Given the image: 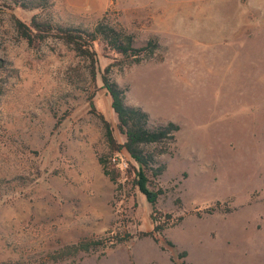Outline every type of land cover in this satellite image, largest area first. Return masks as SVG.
Returning a JSON list of instances; mask_svg holds the SVG:
<instances>
[{"label":"rangeland","instance_id":"rangeland-1","mask_svg":"<svg viewBox=\"0 0 264 264\" xmlns=\"http://www.w3.org/2000/svg\"><path fill=\"white\" fill-rule=\"evenodd\" d=\"M51 1L57 20L94 27L105 18L136 47H159L130 64L96 42L94 80L59 42L17 36L12 17L29 22L38 10L0 4V264H264V0ZM109 65L152 126H180L153 164L162 173L148 172L149 187L164 190L155 206L136 187L127 150L116 181L99 161L111 154L101 113L126 141L103 87ZM169 214L183 219L140 237ZM126 233L113 247L51 258Z\"/></svg>","mask_w":264,"mask_h":264},{"label":"trees","instance_id":"trees-1","mask_svg":"<svg viewBox=\"0 0 264 264\" xmlns=\"http://www.w3.org/2000/svg\"><path fill=\"white\" fill-rule=\"evenodd\" d=\"M7 0H0V4ZM24 9H36L38 12L31 17L29 22L24 21L18 16L12 17V27L17 36L25 40L30 46L41 45L48 40H54L65 46L71 51L79 63H83L93 79L97 78V52L95 43L103 42L108 48L122 55L130 64L140 63L151 60L159 47L155 40H150L142 47L135 46V38L122 25L113 24L105 18L99 20L94 27H85L83 25L67 24L55 18L51 11L53 5L51 0H9ZM103 87L107 89L112 98V108L116 112L119 119V130L126 134V141L120 143L115 134L112 123L100 114L103 124L104 138L108 144L111 154L99 157L100 163L103 165L104 173L113 181L117 180L119 172L116 171L118 163L117 154L119 155L124 149L129 152L136 162L128 170L133 175V181L139 192L146 197L149 203L155 206L160 195L164 192L162 188L151 189L148 185L149 174L153 176L160 175L164 167L155 168L157 157L169 151V147L176 141V134L180 129L179 124L174 121H168L159 125L152 126L150 124V115L140 106L128 104L127 89L122 87L113 77L112 68L107 66L102 73ZM152 148V149H151ZM117 158L116 160H114ZM218 205V206H217ZM216 206L205 208L204 212L214 213L219 209L220 203ZM201 213V212H199ZM169 219L161 223L155 224L154 231L143 232L142 236L151 235L155 237L156 232H163L167 227L175 225L176 222L183 219L182 216L176 221L170 222L172 215H168ZM132 238V234L116 235L110 239H82L76 243L65 245L51 253L53 261H57L66 257L75 256L81 252L95 251L103 246H115L123 241ZM172 246V242H169ZM185 255V252H184ZM2 264H23L20 261H8ZM42 264H48L47 261Z\"/></svg>","mask_w":264,"mask_h":264},{"label":"built area","instance_id":"built-area-1","mask_svg":"<svg viewBox=\"0 0 264 264\" xmlns=\"http://www.w3.org/2000/svg\"><path fill=\"white\" fill-rule=\"evenodd\" d=\"M117 158H115L114 160H116ZM118 162H120V160H118ZM122 165H126V162H122Z\"/></svg>","mask_w":264,"mask_h":264}]
</instances>
